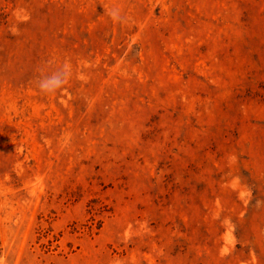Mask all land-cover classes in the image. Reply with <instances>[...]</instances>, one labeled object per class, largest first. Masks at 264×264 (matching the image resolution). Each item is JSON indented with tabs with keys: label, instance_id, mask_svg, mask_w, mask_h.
I'll list each match as a JSON object with an SVG mask.
<instances>
[{
	"label": "rangeland",
	"instance_id": "1",
	"mask_svg": "<svg viewBox=\"0 0 264 264\" xmlns=\"http://www.w3.org/2000/svg\"><path fill=\"white\" fill-rule=\"evenodd\" d=\"M0 264H264V0H0Z\"/></svg>",
	"mask_w": 264,
	"mask_h": 264
},
{
	"label": "clouds",
	"instance_id": "2",
	"mask_svg": "<svg viewBox=\"0 0 264 264\" xmlns=\"http://www.w3.org/2000/svg\"><path fill=\"white\" fill-rule=\"evenodd\" d=\"M111 15L116 20H121L122 17L120 15L119 10H113ZM69 76V72L67 69H63L57 73L49 75L43 79L38 81V87L40 91L44 94H54L58 89H60L66 82Z\"/></svg>",
	"mask_w": 264,
	"mask_h": 264
}]
</instances>
